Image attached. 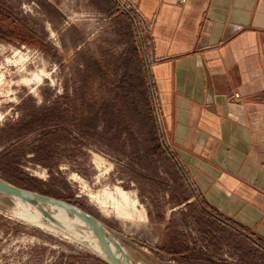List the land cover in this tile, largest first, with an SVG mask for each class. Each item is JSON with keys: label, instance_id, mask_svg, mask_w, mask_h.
I'll list each match as a JSON object with an SVG mask.
<instances>
[{"label": "rangeland", "instance_id": "rangeland-1", "mask_svg": "<svg viewBox=\"0 0 264 264\" xmlns=\"http://www.w3.org/2000/svg\"><path fill=\"white\" fill-rule=\"evenodd\" d=\"M126 7L0 0V178L92 213L136 264H180L170 251L201 230L170 212L189 190L157 128L149 33ZM15 205L0 207V264H97L70 224Z\"/></svg>", "mask_w": 264, "mask_h": 264}, {"label": "crops", "instance_id": "crops-1", "mask_svg": "<svg viewBox=\"0 0 264 264\" xmlns=\"http://www.w3.org/2000/svg\"><path fill=\"white\" fill-rule=\"evenodd\" d=\"M136 7L150 21L157 128L189 190L170 212L182 209L201 230L170 255L180 264H264V0Z\"/></svg>", "mask_w": 264, "mask_h": 264}, {"label": "water", "instance_id": "water-1", "mask_svg": "<svg viewBox=\"0 0 264 264\" xmlns=\"http://www.w3.org/2000/svg\"><path fill=\"white\" fill-rule=\"evenodd\" d=\"M0 194L6 196H18L33 203L37 209L45 216L44 205L57 206L66 212L71 213L82 224L86 225L93 234L96 243L102 251L100 257L107 264H132L131 259L114 242L109 233L108 226L92 213L78 206L77 204L42 194L30 189L16 186L0 178ZM111 233V232H110Z\"/></svg>", "mask_w": 264, "mask_h": 264}, {"label": "bare ground", "instance_id": "bare-ground-1", "mask_svg": "<svg viewBox=\"0 0 264 264\" xmlns=\"http://www.w3.org/2000/svg\"><path fill=\"white\" fill-rule=\"evenodd\" d=\"M18 55V59L22 60V54H16ZM2 74L0 73V80H1ZM1 84V83H0ZM123 195V198L125 201H127V196L125 195L124 192H121ZM16 203L17 208L21 209V212L27 214L30 216L31 220L34 222H37L38 224H41L43 226H48V227H53L56 229H61L59 224L62 225H71V233L68 232V234L73 235V236H80L82 240L87 241L91 246L93 250L96 251L97 255L100 257L102 256V251L98 244L95 241V238L91 231L88 229V227L84 224H82L80 221L77 220L76 217H74L71 213L66 212L65 210L57 207V206H52V205H44L43 208L48 214V216L43 215L37 207L31 203L30 201L20 198L18 196H6V195H1L0 194V207L3 205H10V203ZM15 205V206H16ZM14 206V208H15ZM13 212V211H12ZM110 237L114 240V242L124 251V253L131 259L132 264H136L131 258V254L129 251L126 249V246H124L121 241L113 236L110 232H108ZM67 234V235H68ZM75 234V235H74Z\"/></svg>", "mask_w": 264, "mask_h": 264}, {"label": "built area", "instance_id": "built-area-1", "mask_svg": "<svg viewBox=\"0 0 264 264\" xmlns=\"http://www.w3.org/2000/svg\"><path fill=\"white\" fill-rule=\"evenodd\" d=\"M126 8L128 11L132 12L137 18L138 22L142 26V28L149 33L150 31V21H148L138 10L136 7V0H126ZM234 97L237 98L238 94H234Z\"/></svg>", "mask_w": 264, "mask_h": 264}, {"label": "trees", "instance_id": "trees-1", "mask_svg": "<svg viewBox=\"0 0 264 264\" xmlns=\"http://www.w3.org/2000/svg\"><path fill=\"white\" fill-rule=\"evenodd\" d=\"M2 32H5V33H8L7 31H2ZM1 34H3V33H0V37L1 36H3V35H1ZM9 34V33H8ZM150 97V96H149ZM150 99V98H149ZM148 100V99H147ZM146 102H148L149 103V101H146ZM33 127V126H32ZM27 128H25L23 125H22V123H20L19 125H16V126H14V128H10V129H4V130H2V135H5L6 134V132H7V130L8 131H14V132H20V131H24V130H26ZM95 262L97 263V264H107L105 261H103L102 259H100L99 257H95Z\"/></svg>", "mask_w": 264, "mask_h": 264}]
</instances>
